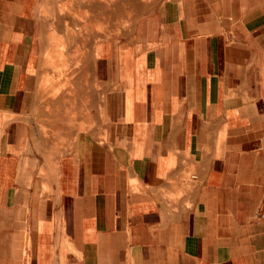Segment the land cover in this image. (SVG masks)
<instances>
[{
	"label": "crops",
	"instance_id": "1",
	"mask_svg": "<svg viewBox=\"0 0 264 264\" xmlns=\"http://www.w3.org/2000/svg\"><path fill=\"white\" fill-rule=\"evenodd\" d=\"M44 3L0 0V264H264V0L61 59Z\"/></svg>",
	"mask_w": 264,
	"mask_h": 264
},
{
	"label": "rangeland",
	"instance_id": "2",
	"mask_svg": "<svg viewBox=\"0 0 264 264\" xmlns=\"http://www.w3.org/2000/svg\"><path fill=\"white\" fill-rule=\"evenodd\" d=\"M230 1L44 0L43 18L52 29L45 40L52 53L46 56L65 58L68 49L69 57H86L94 42L111 36L132 42H155L179 21L193 24L196 20L209 21L215 14L227 16ZM65 73V69L58 70L61 76Z\"/></svg>",
	"mask_w": 264,
	"mask_h": 264
},
{
	"label": "bare ground",
	"instance_id": "3",
	"mask_svg": "<svg viewBox=\"0 0 264 264\" xmlns=\"http://www.w3.org/2000/svg\"><path fill=\"white\" fill-rule=\"evenodd\" d=\"M91 1V0H90ZM113 1V0H112ZM115 5V4H114ZM118 5V4H117ZM94 12V11H93Z\"/></svg>",
	"mask_w": 264,
	"mask_h": 264
}]
</instances>
